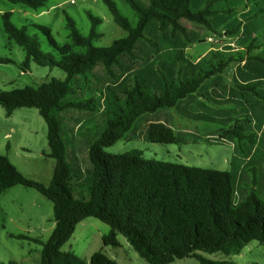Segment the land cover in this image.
I'll return each instance as SVG.
<instances>
[{
    "label": "trees",
    "instance_id": "trees-1",
    "mask_svg": "<svg viewBox=\"0 0 264 264\" xmlns=\"http://www.w3.org/2000/svg\"><path fill=\"white\" fill-rule=\"evenodd\" d=\"M9 1L39 9L48 0ZM103 1L128 34L97 47L93 39L101 36L95 30L101 20L88 13L93 26L83 35L67 16L70 36L85 47L83 53L58 44L48 27L37 26L58 54L44 52L12 22L11 12L2 15L8 37L26 53L23 70L35 63L67 74L0 92L7 116L22 107L38 109L47 123L48 156L56 161L51 182L44 184L26 177L0 153V194L24 185L54 208L55 227L46 241L16 237L43 245L42 264H88L63 246L80 221L95 217L111 228L104 235L107 245L119 246L122 234L149 264L186 257L199 264H228L205 254L234 256L253 240L264 243V202L237 186L248 165L264 160V0H126L138 15L136 25L113 0ZM206 31L238 36V41L193 60L187 49ZM11 61L0 58V63ZM166 109L219 124L206 130V141L237 138L234 159L241 163L233 160L232 170H217L145 158L139 150H105L148 113L145 137L150 142L180 144L187 134L201 137L177 131ZM89 124L96 133L85 128ZM79 153L85 154L83 161ZM91 264L114 263L95 253Z\"/></svg>",
    "mask_w": 264,
    "mask_h": 264
},
{
    "label": "rangeland",
    "instance_id": "rangeland-1",
    "mask_svg": "<svg viewBox=\"0 0 264 264\" xmlns=\"http://www.w3.org/2000/svg\"><path fill=\"white\" fill-rule=\"evenodd\" d=\"M119 11L133 25L138 22V15L126 0H113ZM11 12V20L18 27H24L26 33L35 38L44 52L57 55V51L49 45L48 37L37 26H45L51 30L52 36L60 45L69 44L74 53H83L84 46L74 44L67 26V16L73 18L77 29L83 35H89L93 22L88 13L101 20L95 26L101 36L93 39L97 47H106L114 40L127 36L128 32L114 20L113 14L103 0H48L44 7L34 9L22 3L0 0V58H10L11 62L0 63V92L11 91L25 86H38L55 77L66 78V72L59 67H44L31 63L28 70H23L26 53L24 49L5 32L3 17ZM238 36L215 34L211 31L202 33V41L191 44L187 53L197 60L210 49H220L225 45L235 46ZM233 70L235 65L232 66ZM177 131L189 130L187 142L162 144L146 139V119L151 114L142 115L132 131L105 150L112 154L139 150L145 158L179 162L189 166L208 169L232 170L235 161V143L238 139L226 140L222 143L206 141V130L217 129L219 124L196 122L182 117L175 109H166ZM163 112V111H161ZM88 131L96 133L93 124L86 125ZM198 128V129H196ZM70 135V131L65 132ZM88 136V134H86ZM245 143L243 146L245 147ZM50 152L47 138V123L37 108L22 107L11 116L6 115L5 108L0 105V153L6 155L26 177L49 184L53 178L56 161L48 156ZM81 160L85 154L79 153ZM241 163V161H239ZM255 167V170L253 169ZM242 181L238 180V189L244 195L252 191L264 202V189L261 187L264 177V160L248 165ZM53 203L37 190L24 185H16L0 194V264H42V248L39 242L18 238L24 234L41 238L46 241L52 234L54 221ZM110 226L95 217H87L80 221L76 229L63 246L64 250L72 251L87 260L95 253H100L107 261L114 264H149L142 258L127 239L118 235L119 246L107 245L104 235L109 233ZM214 260H223L228 264H264V243L251 241L239 249L234 256L221 252L205 254ZM170 264H199L193 257L176 259Z\"/></svg>",
    "mask_w": 264,
    "mask_h": 264
},
{
    "label": "crops",
    "instance_id": "crops-1",
    "mask_svg": "<svg viewBox=\"0 0 264 264\" xmlns=\"http://www.w3.org/2000/svg\"><path fill=\"white\" fill-rule=\"evenodd\" d=\"M202 56V55H201Z\"/></svg>",
    "mask_w": 264,
    "mask_h": 264
}]
</instances>
